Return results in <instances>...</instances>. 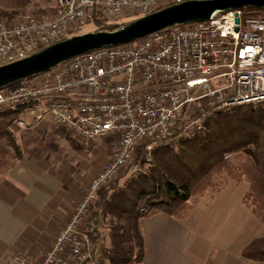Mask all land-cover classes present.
Returning a JSON list of instances; mask_svg holds the SVG:
<instances>
[{
  "label": "built area",
  "instance_id": "2783aa9c",
  "mask_svg": "<svg viewBox=\"0 0 264 264\" xmlns=\"http://www.w3.org/2000/svg\"><path fill=\"white\" fill-rule=\"evenodd\" d=\"M189 1L204 0H56L52 15L0 16V67L70 38L76 27L120 25ZM246 105H264V14L243 9L95 50L1 88L2 109L35 106L38 120L49 117L86 143L119 142L40 264H101L91 211L138 145L192 139L216 112Z\"/></svg>",
  "mask_w": 264,
  "mask_h": 264
},
{
  "label": "crops",
  "instance_id": "0c3cea01",
  "mask_svg": "<svg viewBox=\"0 0 264 264\" xmlns=\"http://www.w3.org/2000/svg\"><path fill=\"white\" fill-rule=\"evenodd\" d=\"M0 6L8 12L23 7ZM36 114L23 112L20 121L30 123ZM11 130L22 159L0 174V264L21 257L40 264L106 158L102 154L91 162L89 175V161L60 160L58 153L37 147V132L15 131L13 125ZM250 187L246 180H230L214 195L192 197L181 216L157 211L142 218L141 264H264L242 256L253 241L264 237V222L245 202ZM93 224L96 228L97 222Z\"/></svg>",
  "mask_w": 264,
  "mask_h": 264
},
{
  "label": "trees",
  "instance_id": "16d2710c",
  "mask_svg": "<svg viewBox=\"0 0 264 264\" xmlns=\"http://www.w3.org/2000/svg\"><path fill=\"white\" fill-rule=\"evenodd\" d=\"M245 15L264 14V10L244 8ZM119 25L97 24L100 31H112ZM3 89V88H2ZM25 107L0 111V169L7 172L22 152L11 130ZM137 147L136 161L146 164L147 144ZM243 155V162L231 165L227 156ZM135 155V154H134ZM153 162L124 188L116 182L101 188L99 200L91 217L100 224L102 218L111 220V248L100 253L109 264H141L145 257V240L140 220L157 211L181 216L194 196L208 194L213 175L223 169L238 167L240 174L227 180H246L250 196L255 200L254 214L264 222V105L237 106L216 112L205 121L204 128L192 139H180L154 148ZM225 182L216 193L227 183ZM214 195V194H211ZM139 205H141L139 207ZM147 211H143L146 208ZM255 209V210H254ZM142 210V212H140ZM99 230L91 232L93 244L99 245ZM246 259L264 262V237L253 241L243 252Z\"/></svg>",
  "mask_w": 264,
  "mask_h": 264
},
{
  "label": "water",
  "instance_id": "95a60500",
  "mask_svg": "<svg viewBox=\"0 0 264 264\" xmlns=\"http://www.w3.org/2000/svg\"><path fill=\"white\" fill-rule=\"evenodd\" d=\"M244 8L264 10V0L189 1L126 22L112 31L73 36L29 57L0 67V89L46 73L68 60L95 50L128 44L168 28L207 22L220 14Z\"/></svg>",
  "mask_w": 264,
  "mask_h": 264
},
{
  "label": "rangeland",
  "instance_id": "374dc122",
  "mask_svg": "<svg viewBox=\"0 0 264 264\" xmlns=\"http://www.w3.org/2000/svg\"><path fill=\"white\" fill-rule=\"evenodd\" d=\"M55 3H56V0H0V5L17 4L18 6L25 7V9H23L22 7L20 10L8 12L6 10H3V8H1L0 6V16H6V15L14 16V15L21 14V13H32L37 16H48V15L54 14L53 8H54ZM129 21H132V20H129ZM129 21H126V22H129ZM124 23H121V24H124ZM97 29H98L97 24L92 22L82 27L80 26V27H76V29H73L71 31L70 37L100 31ZM198 107L199 105L192 107L190 112L195 114L198 111L197 110ZM1 110L3 109L0 108V111ZM32 111L37 113L36 115L39 114L38 109L35 106L27 107L24 112H32ZM186 112H187V109L182 110L181 112V114L183 113L182 116H184ZM36 115H32L31 117L36 116ZM19 120H21L20 117H19ZM30 120H31L30 123L24 122V126L22 127L18 124V122H15L13 124V128L15 129V131L24 129L25 132L26 131L29 132L28 129L30 130L32 129V132H37V135H36L37 136V147L41 146L43 149H48L50 151H54L58 153V158L60 160H65L68 162H70V160L72 159L74 161L85 160L91 163V162L96 161L98 156L104 154L106 158L105 163H104L105 165L109 160L115 157L118 144H119L118 138L116 136L105 137L95 142L86 143L80 140L79 138L75 137L66 128L60 127L54 124V122L49 117L43 118L42 121H39L38 118L37 119L33 118ZM64 143H67V146L63 145ZM147 145L148 146L146 148V151L148 153H151V155L147 154L146 164L145 163L140 164L139 161H136V158H135L136 153H137V150H136L135 155L133 156L132 160L124 168H122L120 172L117 174V176L113 180H111L109 183H107L103 187L102 190H104V188L107 187L112 182H116L120 185V187L124 188L133 179L137 178L141 173L147 172L148 169L150 168V164H152L153 162L152 152L154 148H156L155 146L152 150L148 149V147L154 145L152 141H149ZM77 148L82 149L80 150V153L75 151V150H78ZM227 158H232L231 165L233 166H236L238 163L243 162V155H240V154L233 155V156L232 155L227 156ZM89 165H90L89 167L90 169H89L88 174L90 175L93 171V166H92L93 163ZM102 169L100 170V172L102 171ZM238 169L239 168L236 167L235 171H233V169L227 170L225 168L221 171L220 176L213 175L212 184H211L212 186L208 189V194L209 195L215 194L217 189H219L225 182H227V180L231 179L232 175L240 174ZM0 172H2V168L0 169ZM100 172H98V174ZM98 174L92 177L89 183L87 184L84 195L82 199L80 200V202L85 198L91 181ZM80 202L78 203V205L80 204ZM250 204L252 205V207L255 208L256 206L255 200L252 198V196H250L249 205ZM140 206L141 205H139V207ZM147 210L148 209H145L143 211H147ZM140 212H142V210H140ZM93 221H95V219L92 216L90 218V223H92ZM111 227H112V224H111L110 217L102 218L100 220V224L96 225V228L99 230V234H100L99 235V245L97 246L100 250V253L103 252L105 249L111 248V239H110ZM100 253H99V256H100ZM103 264H109V262L105 261Z\"/></svg>",
  "mask_w": 264,
  "mask_h": 264
}]
</instances>
